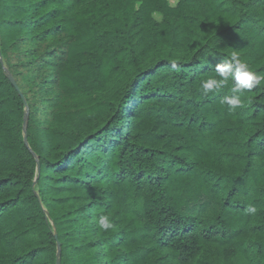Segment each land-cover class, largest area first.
Instances as JSON below:
<instances>
[{
  "label": "trees",
  "instance_id": "1",
  "mask_svg": "<svg viewBox=\"0 0 264 264\" xmlns=\"http://www.w3.org/2000/svg\"><path fill=\"white\" fill-rule=\"evenodd\" d=\"M233 53L264 75V0H0V264H264V82L201 87Z\"/></svg>",
  "mask_w": 264,
  "mask_h": 264
},
{
  "label": "clouds",
  "instance_id": "2",
  "mask_svg": "<svg viewBox=\"0 0 264 264\" xmlns=\"http://www.w3.org/2000/svg\"><path fill=\"white\" fill-rule=\"evenodd\" d=\"M215 73L219 79L208 78L201 83L205 95L211 92H218L229 83L231 78L233 95L223 97L222 103L229 106L230 111L242 106L241 93L244 90H251L264 82V75L258 74L245 61H242L236 53H233L230 60H225L215 66ZM249 213H255V207L246 209ZM98 227L101 230H108L113 227L112 220L108 215H101L98 219Z\"/></svg>",
  "mask_w": 264,
  "mask_h": 264
},
{
  "label": "water",
  "instance_id": "3",
  "mask_svg": "<svg viewBox=\"0 0 264 264\" xmlns=\"http://www.w3.org/2000/svg\"><path fill=\"white\" fill-rule=\"evenodd\" d=\"M9 79L11 81V83L15 86L16 89L17 88V85L15 84V81L13 80V78L11 76H9ZM25 128H26V115H25V119H24V127H23V131H24V140L26 141V136H25ZM58 248H59V244H58ZM55 264H60V256L57 255V258H56V262Z\"/></svg>",
  "mask_w": 264,
  "mask_h": 264
},
{
  "label": "rangeland",
  "instance_id": "4",
  "mask_svg": "<svg viewBox=\"0 0 264 264\" xmlns=\"http://www.w3.org/2000/svg\"><path fill=\"white\" fill-rule=\"evenodd\" d=\"M175 0H170V3L173 4Z\"/></svg>",
  "mask_w": 264,
  "mask_h": 264
}]
</instances>
